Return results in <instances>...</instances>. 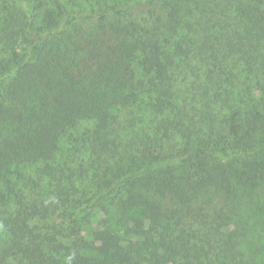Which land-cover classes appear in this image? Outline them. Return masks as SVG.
I'll return each instance as SVG.
<instances>
[{
    "label": "trees",
    "instance_id": "16d2710c",
    "mask_svg": "<svg viewBox=\"0 0 264 264\" xmlns=\"http://www.w3.org/2000/svg\"><path fill=\"white\" fill-rule=\"evenodd\" d=\"M263 186L264 0H0V264H264Z\"/></svg>",
    "mask_w": 264,
    "mask_h": 264
},
{
    "label": "rangeland",
    "instance_id": "374dc122",
    "mask_svg": "<svg viewBox=\"0 0 264 264\" xmlns=\"http://www.w3.org/2000/svg\"><path fill=\"white\" fill-rule=\"evenodd\" d=\"M119 120H123L124 117V113H119ZM221 115H224V112L221 113ZM261 205L264 206V186L262 188V192H261ZM113 207L111 206H108L107 207V214H109L108 216H112L113 214ZM107 217L106 219V222L105 223H102V227L103 229H106V230H109L111 231L112 233H119L121 234L124 230L123 228H121L120 226L114 224L113 221H111V219H108L109 217ZM84 227L86 229V233H90L92 232V230L96 229L98 227V223H96L95 221L93 220H90V217H87L84 221ZM249 238L247 240H242L239 244V250L242 252L243 254V258L244 260L246 261L249 256L253 255L254 252L253 250L254 249H257V248H264V233L262 234V237L260 239L258 238H253V236H248ZM255 240V241H253ZM263 259H264V249L261 250V255H260Z\"/></svg>",
    "mask_w": 264,
    "mask_h": 264
}]
</instances>
